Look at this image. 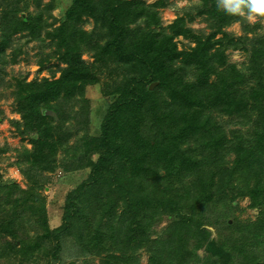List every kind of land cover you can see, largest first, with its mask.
<instances>
[{
    "label": "trees",
    "instance_id": "obj_1",
    "mask_svg": "<svg viewBox=\"0 0 264 264\" xmlns=\"http://www.w3.org/2000/svg\"><path fill=\"white\" fill-rule=\"evenodd\" d=\"M52 5L50 1L32 15L25 13L26 0H0V65L9 62V50L13 62L25 53L17 41L22 37L54 48L64 64L58 78L18 80L23 127L32 140L26 151L31 168L24 172L27 188L18 183L0 188V210H7L0 217L1 264H28L48 254V264H57L72 250L68 239L77 246L72 250L77 259L104 256L138 264L135 252L148 247L158 252L151 261L173 264L171 253L164 250L167 243L173 244L175 258L185 256L200 224L221 223L215 204L226 197L227 189H237L238 196H248L252 206L264 211V58L252 60L249 72H243L236 63L226 62L223 49L212 50L239 46L225 30L238 17L219 9L215 0H205L199 13L209 33H196L179 17L169 32L160 14L167 0H72L55 25L45 17V8ZM88 20L94 21L92 30L84 27ZM249 26L246 31H255ZM179 35L191 37L195 45L180 50L175 40ZM249 39L253 54L260 56L263 43L256 45L254 36ZM85 52L93 62L84 59ZM42 53L38 63L43 66L50 54ZM186 70L196 78L185 79L181 73ZM153 82L158 84L150 90ZM97 84L112 101L100 133L90 137L86 92ZM161 86L168 89L170 100L157 91ZM76 104L84 114L85 132L78 146L69 147L71 129L63 117L70 116ZM207 105L217 107L220 115L236 114L249 129L254 126V143H233L226 125L206 114ZM193 138L203 150L183 146ZM230 147L238 148L232 165ZM61 153L76 161L65 163V158L59 163ZM59 164L66 172L87 169L88 176L67 192L63 221L51 228L40 188ZM166 217L170 222L157 241L151 228ZM259 222L246 224V244L224 240L209 249L218 254L229 246L235 248L231 255L241 254L262 238L264 223ZM219 261L211 259V264Z\"/></svg>",
    "mask_w": 264,
    "mask_h": 264
},
{
    "label": "rangeland",
    "instance_id": "obj_2",
    "mask_svg": "<svg viewBox=\"0 0 264 264\" xmlns=\"http://www.w3.org/2000/svg\"><path fill=\"white\" fill-rule=\"evenodd\" d=\"M50 1H52L53 5L45 8V17L48 18L49 22L57 25L66 13L67 8L71 5L72 0H26L25 13L32 15L36 14ZM146 1L153 2L155 0ZM204 1L205 0H167V5L160 10L162 27H165L169 32H174L170 26L179 17L184 22L185 27L191 28L193 31L195 30L196 33H199L200 30L209 33L207 23L199 13V9L204 6ZM215 1L217 2V0ZM49 13H51V15H49ZM246 24L251 25L249 27L255 26V31H246ZM246 24L232 22L225 27L227 32L236 37L234 42L238 43L239 46L237 48H232L230 45H222L221 48H217L216 46L212 49H223L226 62L236 63L238 68L243 72H249L248 66L251 64L252 60L258 57L261 61V59L264 58V52H262L260 56L255 57L253 54L255 46H253L251 39H249L254 36V38H257V41H254L256 45L261 46L262 43L264 45V24L259 22L254 25L249 23ZM94 26L95 24L92 20L84 22V27L87 30H92ZM218 37H222V34H218L217 38ZM175 40L180 50L189 49L195 45V41L191 37H185L184 35L177 36ZM17 41H19L18 44L25 53H22L18 57L17 62H13L12 52L9 50L7 53L9 62L6 65H0V67H2V69H0V188L12 183H18L22 188H27L29 185V181L24 172L31 168V162L29 161V157L26 156V151L32 148V140L30 135H28L29 133H25L23 127L20 104L18 103L16 95L18 91V80L30 81L34 78L41 79L43 77H50V79L58 78L60 76V67L64 66V64L60 63L57 55L53 53L54 48L42 46L37 40L28 41L26 37H22ZM42 51L43 53L50 54L49 60L45 62L43 66L38 63V59L41 58L39 53ZM258 51L261 50L258 49ZM262 51H264V48ZM83 57L87 62H93L91 53L85 52ZM190 70L181 73V75H185V79L187 80L196 78V73ZM212 78H215V75H212ZM157 91L166 96L167 99H171L167 88L161 86ZM86 96L89 105L87 125L88 136L94 137L100 133L102 121L112 99L102 90L101 84L89 86ZM78 111V105L76 104L70 116L65 115L63 117L64 125L71 129V131H69L71 133L68 142L69 147L73 144L78 146L77 141L82 138L85 132L84 124L81 122L84 114L83 112L78 113ZM206 114L212 116L218 124L226 125L225 127L228 133L227 138L230 140L233 141L234 139L235 143L241 144L240 146H247L249 143H254L255 127L252 126L249 129V125L240 123L241 118L236 114L220 115L221 111L212 105H207ZM259 121L261 122V120ZM22 131L24 132L22 133ZM183 146L194 149L196 147L194 152L203 150L201 146H196L194 138L185 142ZM229 149V161L231 162L230 165H232L236 159L238 148L230 147ZM262 149L264 153V146ZM58 158L60 159L59 163L64 162L63 160L65 158H68L65 163L76 161L73 157L63 153L59 154ZM235 175L238 177L239 171ZM87 176V169H75L66 172L59 164L55 173L50 175L49 181L40 188L41 194L45 197V215L51 228L58 227L63 221L67 192L75 189L87 178ZM234 183H238V181L234 180ZM224 196L226 197L221 199L218 198L215 204V213L218 215V218H221V223L217 225L216 223L211 224L206 221L204 224H200L196 232L192 234L189 239L188 251L185 253V256L181 255V258H175L173 244L167 243V248L164 250H167L168 254L171 253V262L173 264H211V259H219L220 261L218 264H264V230L262 231L263 235L260 241L254 243V245L251 243L249 246H243L244 250H241L239 252L241 254L239 255H231L234 253L233 249L235 248L229 246L226 248L228 251L218 254H213L209 249L211 243L215 242L219 245V241L223 242L224 240L229 242L234 239L236 243L241 241V243L244 244L248 241V238L246 239L248 233L246 232V224L255 223L256 221H260L261 224L264 223V211L261 207L252 206L251 199L248 196H238L237 189H227V195ZM0 211V217H4L7 210L1 208ZM169 222L170 219L166 217L152 226L151 236L153 239L157 241L160 240V234H163V229L168 226ZM208 230L210 233L206 234ZM68 240L70 241L69 244H67L69 246L68 249H76V244L72 240ZM72 250H66L63 254V259L57 264H69L72 261H78L77 264H124L118 263L116 259L114 260L104 256L93 258L81 255L80 258L77 259V253L72 252ZM155 252L158 253L157 251L148 249V247L139 248L135 252L138 257L137 260H139L138 264H156V262H154L155 259L151 261V256ZM116 253L119 254L118 252ZM210 254L214 256L208 261L206 257ZM165 255L166 254L163 252L162 256ZM50 260L51 254H48L46 256H40L39 258L36 257L35 261L28 264H48ZM6 264L15 263L8 262Z\"/></svg>",
    "mask_w": 264,
    "mask_h": 264
},
{
    "label": "clouds",
    "instance_id": "obj_3",
    "mask_svg": "<svg viewBox=\"0 0 264 264\" xmlns=\"http://www.w3.org/2000/svg\"><path fill=\"white\" fill-rule=\"evenodd\" d=\"M217 7L238 22L264 24V0H217Z\"/></svg>",
    "mask_w": 264,
    "mask_h": 264
},
{
    "label": "water",
    "instance_id": "obj_4",
    "mask_svg": "<svg viewBox=\"0 0 264 264\" xmlns=\"http://www.w3.org/2000/svg\"><path fill=\"white\" fill-rule=\"evenodd\" d=\"M158 82H153L151 85H150V90H153L155 88V86H157Z\"/></svg>",
    "mask_w": 264,
    "mask_h": 264
}]
</instances>
